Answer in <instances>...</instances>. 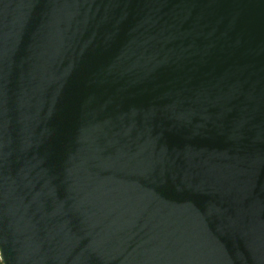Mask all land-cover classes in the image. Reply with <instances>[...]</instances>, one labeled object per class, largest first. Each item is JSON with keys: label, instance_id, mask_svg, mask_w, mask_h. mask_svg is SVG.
<instances>
[{"label": "water", "instance_id": "obj_1", "mask_svg": "<svg viewBox=\"0 0 264 264\" xmlns=\"http://www.w3.org/2000/svg\"><path fill=\"white\" fill-rule=\"evenodd\" d=\"M1 264H264V0H0Z\"/></svg>", "mask_w": 264, "mask_h": 264}, {"label": "rangeland", "instance_id": "obj_2", "mask_svg": "<svg viewBox=\"0 0 264 264\" xmlns=\"http://www.w3.org/2000/svg\"><path fill=\"white\" fill-rule=\"evenodd\" d=\"M0 264H1V261H0Z\"/></svg>", "mask_w": 264, "mask_h": 264}]
</instances>
